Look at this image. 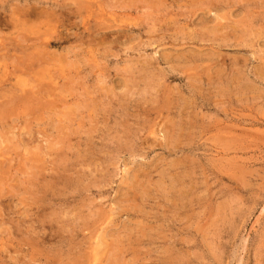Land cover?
<instances>
[{
  "label": "rangeland",
  "instance_id": "1",
  "mask_svg": "<svg viewBox=\"0 0 264 264\" xmlns=\"http://www.w3.org/2000/svg\"><path fill=\"white\" fill-rule=\"evenodd\" d=\"M0 70V264H264V0H0Z\"/></svg>",
  "mask_w": 264,
  "mask_h": 264
},
{
  "label": "bare ground",
  "instance_id": "2",
  "mask_svg": "<svg viewBox=\"0 0 264 264\" xmlns=\"http://www.w3.org/2000/svg\"><path fill=\"white\" fill-rule=\"evenodd\" d=\"M57 4H58V3H57ZM108 5H109V4H108ZM163 5H164V4H163ZM99 6H100V5H99ZM142 6H143V5H141V7H142ZM164 6H165V5H164ZM31 7H32V6H31ZM33 7H34V5H33ZM29 8H30V7H29ZM29 8H27V9H29ZM38 8H39V7H38ZM41 8H43V7H41ZM84 8H85V7H84ZM142 8H143V7H142ZM27 9H26V10H27ZM32 9H34V11L36 10L35 8H31V10H32ZM39 9H40V8H39ZM42 10H44V9H42ZM45 11H46V10H45ZM35 12H36V11H35ZM47 12H48V11H47ZM77 12H78V11H77ZM89 12L91 13V11H89ZM89 12H87V13H89ZM27 13H28V12H27ZM31 13H32V12H31ZM48 13H49V12H48ZM38 14H39V13H38ZM44 14H45V13H44ZM79 14H80V13H79ZM27 15L29 16V14H27ZM30 15H31V14H30ZM33 15H34V14H33ZM39 15H40V14H39ZM39 15H38V16H39ZM52 15H54V14H52ZM36 16H37V15H36ZM40 16H41V15H40ZM40 16H39V17H40ZM42 16H43V15H42ZM33 17H35V16H33ZM39 17H38V18H39ZM45 17H46V16H45ZM80 17H82V16H80ZM36 19H37V18H36ZM83 19H84V18H83ZM58 21H59V20H58ZM83 21H84V20H83ZM48 23H49V22H48ZM46 24H47V23H46ZM46 24H45V25H46ZM83 25H84V24H83ZM86 25H87V24H86ZM49 27H50V26H49ZM46 29H47V28H46ZM50 29H51V28H50ZM46 33H47V32H46ZM142 33H143V32H142ZM148 33H149V32H148ZM50 36H51V35H50ZM47 38H48V37H47ZM3 39H6V38H3ZM6 40H7V39H6ZM8 41H9V40H8ZM47 41H48V40H47ZM52 42H54V41H52ZM42 44H43V43H42ZM44 44H45V43H44ZM42 46H43V45H42ZM36 53H37V52H36ZM39 55H40V54H39ZM9 57H10V56H9ZM35 57L37 58V56H35ZM35 57H34V59H35ZM41 57H42V56H41ZM30 58H31V57H30ZM30 58H29V59H30ZM39 58H40V57H39ZM43 58H44V57H43ZM40 59H41V58H40ZM32 60H33V58H32ZM38 60H39V59H38ZM38 60H37V62H38ZM39 61H40V60H39ZM41 61H42V59H41ZM43 61H45V60H43ZM43 61H42L41 63H45V62H43ZM25 62H26V61H25ZM30 62H31V60H30ZM33 62H36V59H35V61H33ZM15 63H16V62H15ZM41 63H40V64H41ZM27 64H28V65H27L28 68H30V66H29L30 64H29V63H27ZM34 65H35V64H34ZM18 66H19V65H18ZM27 66H26V67H27ZM37 67H38V66H37ZM12 68H13V67H12ZM17 68H18V67H17ZM20 68H22V65L20 66ZM32 68H33V67H32ZM38 68H39V67H38ZM13 69H14V68H13ZM30 69H31V68H30ZM32 70H33V69H32ZM0 71H1V70H0ZM2 72H3V71H2ZM29 72H30V71H29ZM31 72H32V71H31ZM5 73H6V72H5ZM19 73H20V72H19ZM21 73H23V72H21ZM38 73H39V72H38ZM6 74H7V73H6ZM6 74H5V75H6ZM33 74H34V73H33ZM3 75H4V74H3ZM29 75H30V74H29ZM6 76H7V75H6ZM32 76H33V75H32ZM30 77H31V76H30ZM37 78H38V76H37ZM40 78H41V77H40ZM34 79H35V78H33V80H34ZM41 79H42V78H41ZM41 79H39V81H40ZM12 80H13V79H12ZM23 80H24V79H23ZM45 80H47V79H45ZM48 80H50V79H48ZM48 80H47V81H48ZM237 80H238V79H237ZM5 81H6V80H5ZM42 81H43V79H42ZM15 82H17V80H15ZM26 82H27V81H26ZM53 82H54V81H53ZM232 82H233V81H232ZM38 84H39V83H38ZM128 84H129V83H128ZM14 85H15V84H14ZM16 85H17V84H16ZM25 85H26V83H25ZM41 85H42V84H41ZM28 86H29V85H28ZM21 87H22V85H21ZM21 87H20V89H21ZM29 87H30V86H29ZM40 87H41V86H40ZM42 87H45V85H42ZM46 87H47V85H46ZM132 87H133V86H132ZM10 88H13V87H10ZM58 88H59V87H58ZM7 89H9V88H7ZM18 89H19V88H18ZM20 89H19V90H20ZM22 89H25V88H22ZM40 89H41V88H40ZM61 89H62V88H61ZM11 90H12V89H11ZM16 90H17V89H16ZM32 90H33V88L31 89V91H32ZM23 91H24V90H23ZM61 91H62V90H61ZM20 92H21V91H20ZM44 92H45V91H44ZM46 92H47V91H46ZM65 92H66V91H65ZM4 93H5V92H4ZM7 93H8V92H7ZM7 93H6V95H7ZM10 93H11V92H10ZM13 93H14V92H13ZM48 93H49V91H48ZM51 93H52V92H51ZM51 93H50V94H51ZM19 94H20V93H19ZM46 94H47V93H46ZM2 95H4V94H2ZM40 95H41V94H40ZM42 95H44V94H42ZM48 95H49V94H48ZM9 96H10V95H9ZM2 97H3V96H2ZM25 97H26V96H25ZM25 97H24V98H25ZM43 97H44V96H43ZM4 98H5V97H4ZM35 98H36V97H35ZM37 99H38V98H37ZM39 99H40V98H39ZM44 99H45V98H44ZM34 100H35V99H34ZM4 101H5V100H4ZM14 101H15V100H14ZM39 101H40V100H39ZM5 102H6V101H5ZM42 102H43V101H42ZM7 103H8V102H7ZM26 103H27V102H26ZM38 104H39V103H38ZM54 104H55V103H54ZM60 109H61V108H60ZM42 110H43V109H42ZM8 115H9V114H8ZM82 127H83V126H82ZM96 251H97V250H96ZM98 257H99V256H98ZM94 263H95V262H94Z\"/></svg>",
  "mask_w": 264,
  "mask_h": 264
}]
</instances>
